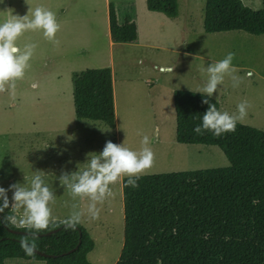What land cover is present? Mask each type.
Listing matches in <instances>:
<instances>
[{
	"label": "trees",
	"instance_id": "1",
	"mask_svg": "<svg viewBox=\"0 0 264 264\" xmlns=\"http://www.w3.org/2000/svg\"><path fill=\"white\" fill-rule=\"evenodd\" d=\"M145 5L170 19L178 16V0H145ZM109 29L113 43L138 41L136 24L119 25L112 3ZM203 31L264 36V0L259 11L241 0H205ZM74 87L77 116L115 129L111 70L87 69ZM204 98L200 93L174 92L176 142L218 147L229 166L143 175L135 188L122 184L124 241L115 264H264V132L237 123L234 132L220 137L210 131L195 134L193 128L201 124L208 107ZM208 99L220 110L215 99ZM24 234V229L0 223V264L7 259L90 264L87 256L94 243L80 224L75 230L57 224L40 232L32 256L20 247Z\"/></svg>",
	"mask_w": 264,
	"mask_h": 264
},
{
	"label": "rangeland",
	"instance_id": "2",
	"mask_svg": "<svg viewBox=\"0 0 264 264\" xmlns=\"http://www.w3.org/2000/svg\"><path fill=\"white\" fill-rule=\"evenodd\" d=\"M131 1L137 5L139 0H110V3L117 5ZM204 4L205 0H178L180 16L176 20L169 19L171 24L168 25L161 19L163 17H159L152 28H143V42L151 41L147 45L115 46L111 63L106 28L100 21L102 0H0V22L10 14L31 16L36 7H43L55 13L60 24L56 33L59 45L45 39L41 31L25 32L17 41L20 47L25 43H34L36 48L25 77L16 82L15 98L8 91L0 93V135L8 134V126H14L17 121H22L20 127H23L24 123L37 116V112L39 123L55 116L50 122L52 126H60L63 130L74 128L72 73L87 69H113L117 85L118 122L125 146L138 151L142 136L147 135L155 154L153 166L143 175L229 166L218 147L176 142L173 94L178 90L198 93L197 90L206 82V75L200 69L223 59L229 52L235 53L232 64L252 61L258 66L256 69L262 71L264 37L238 31L205 33ZM122 7L118 5V11L121 12ZM153 28L157 32H153ZM169 67L173 70L169 71ZM33 84L37 87L33 88ZM123 84L129 86L124 95ZM9 138L0 140L2 155L17 144ZM62 144L67 152H80V163L90 153L85 142H80L79 150V141L64 140ZM5 180L4 176L2 181ZM109 207L107 204L100 211L97 220L81 219L80 225L90 232L88 234L95 244V249L88 256L90 264H114L116 259L119 248L116 240L120 234L123 238V213L120 209L116 211L115 207ZM6 264L44 262L12 259Z\"/></svg>",
	"mask_w": 264,
	"mask_h": 264
},
{
	"label": "clouds",
	"instance_id": "3",
	"mask_svg": "<svg viewBox=\"0 0 264 264\" xmlns=\"http://www.w3.org/2000/svg\"><path fill=\"white\" fill-rule=\"evenodd\" d=\"M59 30L55 13L43 7H36L31 16L10 14L0 22V93L8 91L15 98L16 82L25 77L30 67L29 61L36 45L25 43L20 47L17 44L19 38L28 31H41L45 39L59 45L56 39ZM234 57L235 53L229 52L223 59L200 69L206 75V82L197 92L205 97L202 103L208 107L202 115L201 124L193 128L197 135L210 131L220 137L234 132L237 123L248 114L251 105L246 100L237 104L235 112L229 113L218 110L208 99L217 92L218 86L224 84L226 78L231 80L233 88L243 82L244 78L236 75L237 69L232 64ZM168 70L172 71L173 68ZM252 75V71L246 73L249 78ZM32 87L37 85L33 84ZM140 144V149L134 151L124 142L116 144L106 141L101 152L88 154L82 168L71 173L62 172L58 177L59 185L68 189L73 200L79 198L87 201L83 210H78V205L72 204L71 213L64 219L52 214L50 204L55 203V193L45 182L43 171L37 170L28 184L13 183L7 189L0 187V214L8 210L6 215L0 217V223L5 227L25 230L19 241L20 247L26 255L32 256L37 249L35 241L39 233L50 226L60 224L65 230H75L85 214L90 220L99 219L101 208L98 205H103L113 195L112 185L121 183L125 187H138L137 181L153 166L155 154L150 147L149 136L143 135ZM8 192L12 193L11 198Z\"/></svg>",
	"mask_w": 264,
	"mask_h": 264
},
{
	"label": "crops",
	"instance_id": "4",
	"mask_svg": "<svg viewBox=\"0 0 264 264\" xmlns=\"http://www.w3.org/2000/svg\"><path fill=\"white\" fill-rule=\"evenodd\" d=\"M241 1L245 6L251 8L254 11H259L262 9V0ZM109 4L110 0H102L104 18L102 15V19L100 21L106 28L111 63L113 62V49L115 46L121 44L129 45L131 47L143 46L144 44L147 45L151 41L145 40V42H143V28H152L154 26V22L160 19L159 17H163L161 19H163L166 24L169 25L171 24V20H176L180 16V13L178 12V16L175 19L169 20L170 18H164V16H162L163 14L150 12L146 9L145 0H139L137 5L133 1L124 4L120 3L117 5L113 3L117 23L119 25H122L126 21L133 22L136 24L138 30L137 43H113L110 38L109 29ZM118 5H121V7L123 5L121 12L117 9ZM152 30L153 32H157L154 28ZM251 36L264 37L261 35ZM233 66L237 69L236 75L244 78L243 82L239 85V87L233 88L231 80L226 78L224 84L218 86L217 92L213 94L212 98L220 104V111H228L229 113L235 112L237 104L241 101H248V103L251 105V107L248 109V114L243 121L238 123L264 132V66L261 67L263 69L262 71L256 69L258 66H255L252 61L242 64L233 63ZM161 70L164 69L161 68ZM249 71L253 72V75L250 78L246 76V73H248ZM80 74L81 72H76L72 73L71 75V98L73 101V113L75 121L74 128L63 130L60 129V126H52L50 122L55 119V116L46 118L45 121L39 123V112H37V116L33 118L29 123L25 124L23 122V127H20V123L22 121H17L14 126H8V132H6L8 134L0 135V140L8 139L9 136V141L14 140L17 142L16 145H12V147L8 148L5 155H2L0 153V187H4L7 189L9 185L13 183L28 184L31 180V177L37 170L43 171L45 173V182L52 188L55 193V203H53L52 205L50 204V207L52 208V214L59 219H64L71 213L72 204L78 205V210H83L87 203L86 200L82 201L79 198L73 200V198L69 194L68 189L63 188L59 185L58 177L62 172L71 173L76 171L77 168H82L83 164L86 163L88 155L85 157L84 161L80 163V152L75 154H72V152H67L66 146L63 145L62 142L64 140H71L72 142L79 141V144L77 146L78 150L80 148V142H85V146L89 148L90 153L96 154L102 151L106 141H111L116 144L124 142L122 138L124 134H120L117 115V85L114 70H111V74L113 81L115 129L110 128V126L106 122L81 119L77 116L74 83L80 76ZM122 87V94L124 95V93L126 94V87L129 86L123 84ZM61 96H63V94ZM38 99L41 100V97H38ZM12 128L14 129L12 130ZM150 147L152 146L150 145ZM68 159H70L69 163L67 162ZM4 176L6 177V180L3 182L2 178ZM111 188L113 195L106 199L103 205H98V207H100L102 210L103 208L105 209V206H107L108 204L110 207H115L114 209H116V211L117 209H120V211L123 213V215L121 216V223L123 224V238L121 237L122 234H120L119 238L116 240L117 243H119V248L116 259L114 261L115 264L121 253L120 250H122L124 241V205L122 184L117 183L115 185H112ZM11 195L12 193L8 192L9 198H11ZM119 203H122L123 206H121V204ZM84 217L88 216L85 214L82 218ZM88 233L90 234L89 231ZM89 236L91 237V235ZM104 246L105 248H107L106 245ZM94 249L95 244L88 256L93 252ZM8 260L12 259H7L5 261V264L8 262ZM28 262L33 263L34 261Z\"/></svg>",
	"mask_w": 264,
	"mask_h": 264
},
{
	"label": "water",
	"instance_id": "5",
	"mask_svg": "<svg viewBox=\"0 0 264 264\" xmlns=\"http://www.w3.org/2000/svg\"><path fill=\"white\" fill-rule=\"evenodd\" d=\"M57 231H58V229L53 230V231H51V232H48V233L44 234V236H49V235H51L52 233H55V232H57ZM11 233L19 234L20 232L12 231ZM71 251H73V250H71Z\"/></svg>",
	"mask_w": 264,
	"mask_h": 264
}]
</instances>
